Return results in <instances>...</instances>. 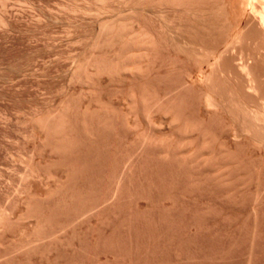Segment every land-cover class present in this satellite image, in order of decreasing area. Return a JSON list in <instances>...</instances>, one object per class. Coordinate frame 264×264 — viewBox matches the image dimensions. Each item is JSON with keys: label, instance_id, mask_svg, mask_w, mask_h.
I'll return each mask as SVG.
<instances>
[{"label": "rangeland", "instance_id": "rangeland-1", "mask_svg": "<svg viewBox=\"0 0 264 264\" xmlns=\"http://www.w3.org/2000/svg\"><path fill=\"white\" fill-rule=\"evenodd\" d=\"M154 5L0 0V264H264V42Z\"/></svg>", "mask_w": 264, "mask_h": 264}, {"label": "bare ground", "instance_id": "bare-ground-1", "mask_svg": "<svg viewBox=\"0 0 264 264\" xmlns=\"http://www.w3.org/2000/svg\"><path fill=\"white\" fill-rule=\"evenodd\" d=\"M151 1H152V6L154 4L157 5V6L154 5L153 9H155V6H156V8L157 7L160 8L161 6H164V8H165L164 11H166V9H167V12L171 11V13L172 12H174V13L179 12V14L183 13L182 15L186 14L187 16L188 15L192 16V15H195V13L197 11H201V12H199L200 14L207 12L206 15H208V13H210V16L216 15L217 18L220 17V19L223 21V23L229 27L228 30H230L228 32L229 34H228L227 42H226L225 46L223 47V52H226L228 49L236 47V45H238L240 43V41L243 40V38L246 39L244 37V34H246L245 36H247L248 33L252 34V32L255 33V35L259 37L258 38L259 42H261V41L264 42V0H151ZM198 1L204 2V4L199 5ZM147 4H149V3H147ZM150 5H151V3H150ZM145 9H147V8H145ZM161 9H162V7H161ZM156 10L157 11H155V12L157 13L159 9L157 8ZM160 11L161 10H159V12ZM164 11H162V12H164ZM159 16H161V15L159 14ZM215 17H212V18H215ZM226 25H224V26H226ZM219 26H221V25H219ZM144 36H145V38H144V40H142V42L144 41L143 42L144 43L143 44L144 45V51L143 52H144V54L148 55V53L150 51L155 52V48H153L154 47L152 45L153 41L151 42L150 36L149 37L146 35H144ZM152 48L154 49V51ZM223 52H221V53H223ZM221 53H219V55H217V58L215 55V58L213 57V59H211V60H213V62H211V64H210L211 67L213 66V67L218 68V70H216V68H215V70L220 71V72H222V71H221V69L219 70V67H217L219 65V63H217V62H218V58H219V60L221 58L220 57ZM203 54L198 53L197 55H200L199 58H201L203 56ZM146 57L147 56H145V58ZM209 57H210V55H209ZM205 58H207V57H205ZM236 65H237V63H236ZM211 67L209 70L210 72L213 71V68H211ZM238 67H240L239 68L240 70L247 73L246 76L248 78L249 77L248 76L249 75V65L247 64V62L244 59H241V64H239ZM215 70L212 73L216 72ZM240 70H239V72H241ZM245 73H244V75H245ZM249 80H250V77H249ZM252 88H254V86ZM262 121L264 124V115H263Z\"/></svg>", "mask_w": 264, "mask_h": 264}]
</instances>
